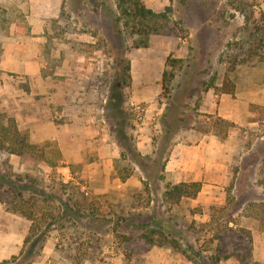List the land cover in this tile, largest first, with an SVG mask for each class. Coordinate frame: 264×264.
I'll use <instances>...</instances> for the list:
<instances>
[{
    "label": "rangeland",
    "instance_id": "1",
    "mask_svg": "<svg viewBox=\"0 0 264 264\" xmlns=\"http://www.w3.org/2000/svg\"><path fill=\"white\" fill-rule=\"evenodd\" d=\"M151 5L170 6L168 34L133 33L116 0H64L40 43L22 45L38 47L34 84L46 92L26 93L28 75L1 77L0 113L42 139L45 156L0 152V172L35 201L24 208L38 228L24 244L32 221L11 210L14 188L0 183V264H264V229L246 212L264 202L263 52L229 72L239 119L220 104L233 54L264 25V0ZM28 11L27 0H0V58L5 37L29 35ZM199 154L226 163L222 183L165 203L166 184L213 178ZM154 217L185 254L143 237Z\"/></svg>",
    "mask_w": 264,
    "mask_h": 264
},
{
    "label": "trees",
    "instance_id": "2",
    "mask_svg": "<svg viewBox=\"0 0 264 264\" xmlns=\"http://www.w3.org/2000/svg\"><path fill=\"white\" fill-rule=\"evenodd\" d=\"M117 8L121 12V15L125 19V25L131 26V31L133 33H142L148 36L151 33H163L168 34L171 29L168 26L169 15L168 11L170 6L165 8V11L156 12L152 8L147 7L143 0H116ZM64 7V2L62 8ZM255 32L257 36L254 42H250L240 54H233L228 67L227 73L223 84L225 87L221 89L222 92L231 93L234 90V85L230 81L229 72L233 71L237 64L245 63L250 60L252 55L255 53L263 52L262 57L264 58V25H254ZM259 34V35H258ZM255 48V49H254ZM255 50V51H254ZM248 53V54H247ZM170 59L167 60L166 64L170 65ZM128 74L130 76L129 67ZM172 76V74H171ZM166 80H169L167 77V71L164 70L162 73V84L163 86H168ZM214 86V85H210ZM216 88V87H215ZM40 144L34 143L31 141L30 134L26 130L19 128L17 120L12 116H7L5 113H0V152L5 155H35L39 158H44L45 153L42 150ZM126 178V177H125ZM0 183L8 184L14 188L12 192V199L16 202L15 205L11 208L13 212H21L25 217L32 221L30 227V235L25 237L24 244L27 243L31 236L37 232V229L34 225L35 215L33 211L29 208L26 209L24 206H34L35 201L28 198L22 199L21 190L17 189L18 185L10 179V176L0 172ZM22 188L25 189L26 186L22 185ZM149 187H145V189ZM202 183L199 180H190V181H179L176 183H168L165 186L163 191V201L169 205H177L181 203L184 198H195L198 193L201 191ZM90 206L92 203L89 204ZM246 212L248 216H251L259 221V225L264 229V202L251 203L247 206ZM152 221L155 222L154 225L150 228L145 229L143 232V237L151 244L164 245L170 243L176 250L185 254L187 249H184L181 241L171 235L170 224L165 219H157L156 217L152 218ZM189 249H192L197 254L199 251H195L188 245ZM16 256H13L15 258ZM218 260L214 261V264H218ZM4 263L7 260L3 261Z\"/></svg>",
    "mask_w": 264,
    "mask_h": 264
},
{
    "label": "crops",
    "instance_id": "3",
    "mask_svg": "<svg viewBox=\"0 0 264 264\" xmlns=\"http://www.w3.org/2000/svg\"><path fill=\"white\" fill-rule=\"evenodd\" d=\"M29 5V11L26 14L27 17V23L29 25V35L22 36V35H16V36H10L5 37V40L3 41L4 50L0 58V90L2 89V81L1 77L4 78V81H7L6 77L9 73H16L19 75H28L31 77L33 84L30 86V90L26 91V93L33 96V94L36 93H44L46 92V87H43V89H39L37 87V84H34V80L38 81V79L43 80L41 75V62L38 52V47L34 48L32 47L31 50H28L27 47L25 48L22 46L23 44L27 43H34L38 44L40 43L39 40L41 38L37 36V34H41L46 28L47 20L57 18L59 16V12L62 10V5L64 0H27ZM161 0H159L160 2ZM144 2L148 6H152L151 4H155L158 6L159 2L154 1H146ZM150 3V4H149ZM167 0H163V4H166ZM154 8V7H152ZM25 92V91H24ZM216 95V94H215ZM220 104L225 105L227 107L224 108V114L227 118L231 119H239V114L237 112V107L241 106V101L239 100L240 93L237 89V91L234 92V94L231 93H223L220 96ZM207 98L210 100L212 98V93L209 92L207 94ZM261 104H264V98L260 100ZM246 111L248 107L245 105ZM241 120L244 118V116L240 117ZM19 121L18 117L16 119ZM31 141L35 142L39 139L37 136H35V133L31 132L30 134ZM199 165L205 164L207 162V165L205 167V173L210 175L211 179L208 180V182H204L202 185L203 190L206 186L217 187L220 183H222V174L227 173V165L225 162L217 159H212V156L206 154L204 156H201L199 154ZM201 177L199 176L195 180H200Z\"/></svg>",
    "mask_w": 264,
    "mask_h": 264
}]
</instances>
